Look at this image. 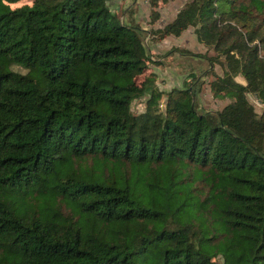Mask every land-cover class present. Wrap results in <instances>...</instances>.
<instances>
[{
    "label": "trees",
    "instance_id": "1",
    "mask_svg": "<svg viewBox=\"0 0 264 264\" xmlns=\"http://www.w3.org/2000/svg\"><path fill=\"white\" fill-rule=\"evenodd\" d=\"M173 1L147 36L107 0H0V264H264V0L158 28ZM191 28L207 53L166 56L211 69L164 91L152 44Z\"/></svg>",
    "mask_w": 264,
    "mask_h": 264
},
{
    "label": "rangeland",
    "instance_id": "2",
    "mask_svg": "<svg viewBox=\"0 0 264 264\" xmlns=\"http://www.w3.org/2000/svg\"><path fill=\"white\" fill-rule=\"evenodd\" d=\"M149 0H145L146 7L150 9ZM189 0H175L171 2L169 5L160 9L161 19L159 20L157 27L160 25H166L173 20L176 16L175 14L184 6L186 2ZM150 11L149 15H144V22L146 26L150 21ZM163 28V27H162ZM168 39V38H167ZM148 42V39H146ZM175 48L187 49L194 54L204 55L207 53V48L201 45L198 42V39L195 35L194 29H189L186 31L181 37H169V40L166 41L163 45V49L165 54L161 55L159 53L153 54L155 56V60L164 62L163 66H154L153 72H155L158 76V86L160 89L169 91L172 87H183L184 81L188 78V75L184 73L185 70H190L193 66L201 69L202 77L205 76L208 69H211L210 64L207 61H200V59H195L196 57H186V56H175L171 53L169 56H166L168 52ZM153 49V48H151ZM160 52V53H162ZM189 64V65H188ZM216 70L220 73L221 69L216 67ZM221 74V73H220ZM212 78H205L206 83L202 88V92L200 94V103L202 105L203 110L207 111H218L221 110L228 102L216 100L212 97L208 82L211 81ZM251 102L255 105L257 111L260 113L262 111V107L255 99L254 96H250ZM133 109L137 112H143L145 109L144 101H137Z\"/></svg>",
    "mask_w": 264,
    "mask_h": 264
},
{
    "label": "crops",
    "instance_id": "3",
    "mask_svg": "<svg viewBox=\"0 0 264 264\" xmlns=\"http://www.w3.org/2000/svg\"><path fill=\"white\" fill-rule=\"evenodd\" d=\"M107 4L109 8L115 14H117V16L120 18V21L122 23L132 25L133 23L136 22L140 25L142 30L147 33V36H149V33H148L149 26H146V23L144 22V19H145L144 15H147V14L149 15L150 9L146 7L145 0H107ZM133 9L135 10L133 11ZM162 27H164V25L162 26L159 23L158 28H162ZM168 40L169 38L162 42L152 44V48H153L151 49L152 54H155L156 52L161 55L165 54V52H162L164 51L163 45Z\"/></svg>",
    "mask_w": 264,
    "mask_h": 264
}]
</instances>
